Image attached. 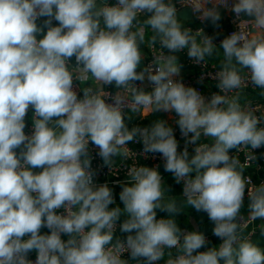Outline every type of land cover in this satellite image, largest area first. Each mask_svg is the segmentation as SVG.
<instances>
[{"label": "clouds", "instance_id": "9594fccd", "mask_svg": "<svg viewBox=\"0 0 264 264\" xmlns=\"http://www.w3.org/2000/svg\"><path fill=\"white\" fill-rule=\"evenodd\" d=\"M183 9L216 28L223 9L237 30L217 44ZM185 52L203 69L218 60V91L185 85ZM248 87L264 97V0H0V264H264V182L245 174L264 108ZM158 112L175 114L182 151L167 120L129 127ZM90 145L109 174L123 170L122 207L95 182ZM156 153L182 199L139 163ZM186 208L207 214L218 245L178 225Z\"/></svg>", "mask_w": 264, "mask_h": 264}, {"label": "built area", "instance_id": "2783aa9c", "mask_svg": "<svg viewBox=\"0 0 264 264\" xmlns=\"http://www.w3.org/2000/svg\"><path fill=\"white\" fill-rule=\"evenodd\" d=\"M112 2H114V0H112ZM177 7L179 8V5H177ZM229 17H230V23H231L230 28L225 32V34L216 37L214 42L217 43V44H219V41L221 39H223L224 36L230 34L232 31L237 30L236 24L233 22V20H234L233 14L230 13ZM193 20H195L197 22V24L195 26H192V25L189 24V27H192L194 30L196 28H198V27H203L206 34L213 35L211 33L210 29H209L208 22L202 23L200 20L196 19L195 16H193ZM151 58H152L151 57V53H150V51L148 49V54H147V57L145 59L144 64H147L151 60ZM185 61H186L187 65L193 66V67L196 68L195 71L189 72V73H187V74L182 76L183 82L185 83L186 86L195 87L198 91H200L205 96H210V94L212 92L218 91V89L215 87V83L216 82L214 80H211L209 78V75H208L209 73H213L214 72V70L212 69V66L214 65V63L209 61L208 68L207 69H203V68H201L198 65L192 64L189 61V59L187 57V54H186V57H185ZM202 74L204 76V79L201 82ZM247 89L258 90V89H253L251 87H248ZM108 90L109 91H113V92L115 91L111 87H109ZM81 95H82V93H81ZM249 100H251L253 102L254 106L255 105H260L262 108H264V97H262V98H258L257 97V98H252V99H249ZM29 116L32 117V110L31 109L28 112L26 120L29 118ZM140 126H146V125H140ZM172 126L174 128V134H175V136H176V138H177V140L179 142V147H180L181 145L184 144V140L181 137V134H180L178 126H176L175 124H172ZM31 130H32V122L30 120L29 123L27 124V127L25 128V132L30 134ZM204 142H207V141H204ZM132 147L138 153L142 151V145L141 144L132 145ZM189 147L193 151L194 146L193 145H189ZM90 149H91V154L93 156L92 167L94 169H96L97 172H98V175H97L96 178L106 177V178H109V179H112V180H116V181L126 179V177H125V175L123 173V170H121V172H120V174L118 176H113V175L109 174L107 168L102 166L103 165L102 160L96 155V151L97 150L95 148H93L91 145H90ZM233 153H234V150H233ZM254 154L256 156V160L252 161L250 163V166L247 167V169L248 168L254 169L257 173H259V176H256L253 173H250L249 171H246L245 174L249 175L251 177L253 183L258 185L261 182H264V149H263V147L260 148V149L254 150ZM238 156H239V159L241 160L242 163H246V164L248 163L247 162V153H246V151L239 152ZM131 162L132 161H129V163H131ZM139 163L142 164V165L149 166V167L158 166L159 167V171H160L161 168L164 169V167H163L164 161H163V159H162V157H161V155L159 153L149 154L148 158H145L143 155H141V156H139ZM180 185H181L182 192H183L182 183ZM245 200H247V195L245 197ZM242 213L246 216L247 215V209H246V211H243ZM260 224H261V221H255V222L250 223L249 226H248L247 231L248 232H252V230L254 228H258V226ZM207 238L210 240L209 236H207ZM220 242L221 241L219 240L217 245ZM30 259L35 260V255L32 256ZM131 264H136V262L132 261Z\"/></svg>", "mask_w": 264, "mask_h": 264}, {"label": "crops", "instance_id": "0c3cea01", "mask_svg": "<svg viewBox=\"0 0 264 264\" xmlns=\"http://www.w3.org/2000/svg\"><path fill=\"white\" fill-rule=\"evenodd\" d=\"M221 13H222V19L219 22L220 23V27L216 28L213 25H211L210 22H208L209 25V29L211 31V33L214 36H221L223 34H225V32L230 28V13L226 12L225 10L221 9ZM193 20V19H192ZM191 20L185 19V23L187 26H189V22ZM55 23V21H54ZM219 34V35H217ZM150 35V33H149ZM143 52L145 53V57H147L148 54V48H146L145 46H141ZM185 57H186V52L185 53H178V58L180 59V62L184 65L183 69H182V73L181 76L189 73V72H193L196 70L195 67L193 66H189L186 64L185 61ZM146 59V58H145ZM145 62V60H144ZM210 62L216 64L218 63L217 59H212L210 60ZM112 88V87H111ZM113 90H115L114 88H112ZM246 93L247 95H249V97H247V99H252V98H262V96H260V90H251V89H246ZM158 119H164L167 120L169 122V124H174V119H175V114L174 113H163V112H158V113H154V114H150L147 118L141 120L139 119V117H133V119L131 121H129V127H132L134 125H143L142 123H146L150 125L153 121L158 120ZM31 120V116H29V118L26 120V125L29 123V121ZM147 126V125H146ZM184 147V144L181 145L179 147L178 150L182 151ZM264 149V147H263ZM189 152L190 154L193 152L190 147H189ZM246 171H249L250 173H253L256 176H259V173H257L254 169L252 168H246ZM161 175L164 178V181L167 185V187L170 189V194L173 196H176L180 199L183 198L182 196V188L180 184H176L175 180L172 176L171 173L165 172V170L163 168L160 169ZM96 183H109L110 187H113L114 189V195L116 198V203L120 204L119 201V192L121 190L120 186L116 183V180H112L106 177H102V178H96L95 179ZM115 206V205H113ZM120 206L122 207V204H120ZM247 209V200H245V207L242 209L243 211H246ZM167 218V213H163V212H159L157 214V218ZM177 219V223L178 225L185 231H202L205 233V235L210 237V242L211 245H217V243L219 242V239L216 238L215 236H213L212 234V229L214 227V225L212 224V222L208 219L207 214L203 213V212H197L195 209L193 208H186L183 210V212L178 215L176 217ZM42 232H47V229H42ZM66 239V237H65ZM35 253H31L30 254V258L32 256H34ZM160 264H163V261L160 262Z\"/></svg>", "mask_w": 264, "mask_h": 264}, {"label": "trees", "instance_id": "16d2710c", "mask_svg": "<svg viewBox=\"0 0 264 264\" xmlns=\"http://www.w3.org/2000/svg\"><path fill=\"white\" fill-rule=\"evenodd\" d=\"M189 24L190 25H192V26H195L196 24H197V22L195 21V20H191L190 22H189ZM217 37V36H216ZM148 122H146V123H142L143 125H148L147 124ZM253 239L255 240V241H257L258 243H261V246H264V237H260V235H259V231L253 236Z\"/></svg>", "mask_w": 264, "mask_h": 264}, {"label": "water", "instance_id": "95a60500", "mask_svg": "<svg viewBox=\"0 0 264 264\" xmlns=\"http://www.w3.org/2000/svg\"><path fill=\"white\" fill-rule=\"evenodd\" d=\"M179 15H181L183 18L188 19V20H192L193 19V15L187 9L181 10V12L179 13ZM143 63H144V61H143Z\"/></svg>", "mask_w": 264, "mask_h": 264}]
</instances>
